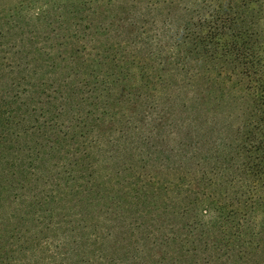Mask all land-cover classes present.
I'll list each match as a JSON object with an SVG mask.
<instances>
[{"label":"trees","instance_id":"1","mask_svg":"<svg viewBox=\"0 0 264 264\" xmlns=\"http://www.w3.org/2000/svg\"><path fill=\"white\" fill-rule=\"evenodd\" d=\"M129 1L0 0V264H264L263 0Z\"/></svg>","mask_w":264,"mask_h":264},{"label":"rangeland","instance_id":"2","mask_svg":"<svg viewBox=\"0 0 264 264\" xmlns=\"http://www.w3.org/2000/svg\"><path fill=\"white\" fill-rule=\"evenodd\" d=\"M125 1L127 2V0H119V2H115V8H113L115 12H119V10H121L119 7H122L123 3H125ZM139 2V6L142 9L148 10L147 8H153L152 10H155L156 6L154 5V3L150 0H137ZM164 0L158 2L157 5V14L155 12V16L156 17V24L157 26H159L160 30H169L171 29V27H176L179 24H181L183 21H187L189 20V17L186 16V14L180 10L177 9L179 7H192L193 10L198 8V4H196L195 0H166L165 2H163ZM128 3H130V1L128 0ZM263 4H264V0H263ZM120 5V6H119ZM128 5V4H127ZM151 6V7H150ZM130 7V6H129ZM253 8L256 7V5H252ZM147 24L151 25V19L148 20L146 19ZM264 27V20L262 21L261 24Z\"/></svg>","mask_w":264,"mask_h":264}]
</instances>
